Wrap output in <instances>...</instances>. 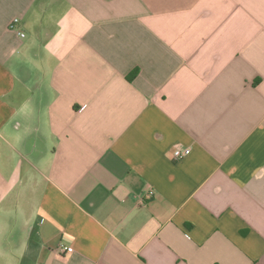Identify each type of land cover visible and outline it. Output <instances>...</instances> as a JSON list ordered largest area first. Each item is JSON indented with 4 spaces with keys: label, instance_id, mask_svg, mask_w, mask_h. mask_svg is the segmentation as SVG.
Here are the masks:
<instances>
[{
    "label": "crops",
    "instance_id": "1",
    "mask_svg": "<svg viewBox=\"0 0 264 264\" xmlns=\"http://www.w3.org/2000/svg\"><path fill=\"white\" fill-rule=\"evenodd\" d=\"M0 264H264V0H0Z\"/></svg>",
    "mask_w": 264,
    "mask_h": 264
},
{
    "label": "built area",
    "instance_id": "2",
    "mask_svg": "<svg viewBox=\"0 0 264 264\" xmlns=\"http://www.w3.org/2000/svg\"><path fill=\"white\" fill-rule=\"evenodd\" d=\"M18 23H19V20L18 19H13L9 23L8 28H9L10 31L16 32L19 35V37H24V34L22 32L17 31V25H18ZM188 153H189V148L177 146V147L174 148L172 154H173V157L175 159H179V158L187 155ZM144 196L146 198L153 197V191L152 190L146 191ZM60 250L63 253H71V252H73V249L71 247H61Z\"/></svg>",
    "mask_w": 264,
    "mask_h": 264
}]
</instances>
